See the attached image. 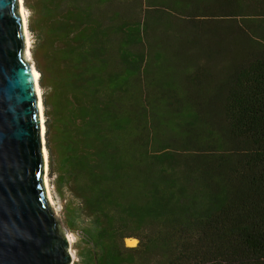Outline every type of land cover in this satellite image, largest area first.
Returning <instances> with one entry per match:
<instances>
[{"label": "trees", "instance_id": "obj_1", "mask_svg": "<svg viewBox=\"0 0 264 264\" xmlns=\"http://www.w3.org/2000/svg\"><path fill=\"white\" fill-rule=\"evenodd\" d=\"M25 6L80 264H264V0Z\"/></svg>", "mask_w": 264, "mask_h": 264}, {"label": "water", "instance_id": "obj_2", "mask_svg": "<svg viewBox=\"0 0 264 264\" xmlns=\"http://www.w3.org/2000/svg\"><path fill=\"white\" fill-rule=\"evenodd\" d=\"M26 56L20 0H0V264H73L47 196L38 70Z\"/></svg>", "mask_w": 264, "mask_h": 264}, {"label": "rangeland", "instance_id": "obj_3", "mask_svg": "<svg viewBox=\"0 0 264 264\" xmlns=\"http://www.w3.org/2000/svg\"><path fill=\"white\" fill-rule=\"evenodd\" d=\"M23 4H24V9L26 11V19H27V26L29 23V19L31 16V12L26 8L25 6V0H23ZM29 29V26H28ZM30 33V38H31V44H30V54H31V59L32 61L35 63L34 58H33V50L35 48V44H36V37L35 35L29 30ZM36 66V63H35ZM41 93H42V99L43 96L45 95V91L42 89V87H40ZM43 101V100H42ZM43 111H44V117H45V107L43 105ZM45 126H46V117H45ZM46 136V135H45ZM46 139V147H47V138ZM47 151H48V181H49V191H50V197H51V202L50 205L53 208L57 218L60 220L62 227L64 228V230L66 231L67 235H72L74 237V242L71 245V250H72V255L74 257L73 260V264H80V258L78 257V251L81 250L82 248H84L83 245V241L82 238L79 236L81 235V230H77L76 232H72L69 230L68 226H67V218H68V214L66 212V201H68V195L65 194V198L61 197V195L59 194L58 190H57V185H56V177L55 175L51 174L50 171V165H49V149L47 147ZM50 201V200H49ZM136 240V239H135ZM138 244V240H136V244L135 246H137ZM125 245H127L126 240H125ZM133 246V247H135ZM130 247V246H128Z\"/></svg>", "mask_w": 264, "mask_h": 264}, {"label": "bare ground", "instance_id": "obj_4", "mask_svg": "<svg viewBox=\"0 0 264 264\" xmlns=\"http://www.w3.org/2000/svg\"><path fill=\"white\" fill-rule=\"evenodd\" d=\"M20 12L23 18V22H24V28H25V35H26V53H27V59L30 63H33L32 59H31V54H30V44H31V38H30V33L28 30V26H27V19H26V11L24 9V4H23V0H20ZM35 76H36V80H37V92L39 95V103H40V110L42 113V120L45 121V117L43 116V103H42V93L40 90V85H39V73L35 72ZM43 135L45 136V126L43 127ZM45 139V137H44ZM45 142V140H44ZM45 157H46V174H45V187H46V191H47V196H48V200L49 203L51 202V197H50V191H49V181H48V152L47 149L45 148ZM68 240L70 243V246L73 244L74 242V237L72 235H68ZM126 243L128 246H135L136 244V240L135 239H127ZM72 253V250H71ZM73 254V253H72ZM73 256V255H72ZM74 260V257H73Z\"/></svg>", "mask_w": 264, "mask_h": 264}]
</instances>
